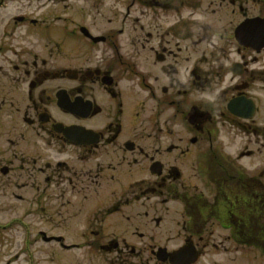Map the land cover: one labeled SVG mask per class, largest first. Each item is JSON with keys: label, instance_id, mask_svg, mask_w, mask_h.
Returning <instances> with one entry per match:
<instances>
[{"label": "flooded vegetation", "instance_id": "1", "mask_svg": "<svg viewBox=\"0 0 264 264\" xmlns=\"http://www.w3.org/2000/svg\"><path fill=\"white\" fill-rule=\"evenodd\" d=\"M39 243L264 264V0H0V264Z\"/></svg>", "mask_w": 264, "mask_h": 264}, {"label": "rangeland", "instance_id": "2", "mask_svg": "<svg viewBox=\"0 0 264 264\" xmlns=\"http://www.w3.org/2000/svg\"><path fill=\"white\" fill-rule=\"evenodd\" d=\"M9 12L13 13V10H9ZM34 225L35 224L32 223V226H34ZM19 229L20 228L15 227V232L13 231V233H15V239H16L15 244L17 243L18 238L19 239L22 238V234H20L21 230L19 231ZM32 235H34V234H32ZM34 237H35V235H34ZM73 240L74 239L72 238V236L68 237V242L73 241ZM40 243L38 244V248L37 249H34L32 247V250H34V252H35V254H34L35 259L38 260V263L39 264H57V263H54V262L50 261L51 253H49V252H51L52 250L49 248V246L46 247V249H45V248H42V247H44V245H41ZM40 246H42V247H40Z\"/></svg>", "mask_w": 264, "mask_h": 264}, {"label": "water", "instance_id": "3", "mask_svg": "<svg viewBox=\"0 0 264 264\" xmlns=\"http://www.w3.org/2000/svg\"><path fill=\"white\" fill-rule=\"evenodd\" d=\"M241 28V27H240ZM239 28V29H240ZM244 29V27L243 28H241L240 30H239V35H240V33H241V31ZM240 37V36H239ZM240 39V38H239ZM247 38L246 37H244V40H246Z\"/></svg>", "mask_w": 264, "mask_h": 264}]
</instances>
